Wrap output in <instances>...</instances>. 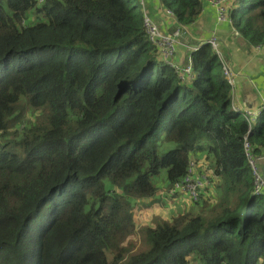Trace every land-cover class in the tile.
Returning a JSON list of instances; mask_svg holds the SVG:
<instances>
[{
	"label": "trees",
	"instance_id": "1",
	"mask_svg": "<svg viewBox=\"0 0 264 264\" xmlns=\"http://www.w3.org/2000/svg\"><path fill=\"white\" fill-rule=\"evenodd\" d=\"M159 2L185 27L205 5ZM230 19L264 49V0H230ZM143 20L141 0H0V264H264L245 147L264 155V110L256 123L232 110L209 45L182 82ZM24 106L35 115L14 138ZM194 160L212 216L166 218L141 250L135 206L161 205L157 181L174 190Z\"/></svg>",
	"mask_w": 264,
	"mask_h": 264
},
{
	"label": "crops",
	"instance_id": "2",
	"mask_svg": "<svg viewBox=\"0 0 264 264\" xmlns=\"http://www.w3.org/2000/svg\"><path fill=\"white\" fill-rule=\"evenodd\" d=\"M143 15L150 16L164 33H173L180 27L183 36L180 39L177 62L182 66L192 65L191 56L202 45H209L211 36L219 40V54L222 62L231 66L235 87L232 110L259 112L264 107V49L256 48L240 37L239 32L231 28V19L226 23L217 22L216 13L210 3H204L202 14L192 27L178 24L164 13L159 0H143ZM145 11V13H144ZM203 168V162L200 163ZM258 167L264 175V155L258 158ZM179 198V197H176ZM215 200L214 193L211 197ZM184 208L182 201L165 200Z\"/></svg>",
	"mask_w": 264,
	"mask_h": 264
},
{
	"label": "built area",
	"instance_id": "3",
	"mask_svg": "<svg viewBox=\"0 0 264 264\" xmlns=\"http://www.w3.org/2000/svg\"><path fill=\"white\" fill-rule=\"evenodd\" d=\"M208 2L214 9L217 22L219 24L226 23L228 22V20H230V0H204V3ZM165 14L170 19H175V14L173 11L166 10ZM143 22L145 35L151 45L156 49L159 60H161L172 70H174L178 74V77L182 82L193 80L194 72L192 65L182 66L176 60L180 39L183 36V28L180 27L173 33H164L153 20L147 17V15H144ZM208 44L221 60L222 57L219 54V40L217 36L212 35L208 41ZM222 64L224 78L227 81L228 85L233 89V99L235 96L234 73L232 68L227 66L226 63L222 62ZM234 112L238 115L243 114L246 119H249L250 123H256L259 120L260 114L256 112ZM245 147L247 163L252 171V175L254 178V196L260 198L264 196V175L261 173L258 167V159L254 157L251 146L249 144H246ZM206 184L207 178L203 175L198 174V172L196 171V164L191 163L188 175L180 184L176 185L175 189L171 191V194L174 195L176 192H185L188 194L191 200L198 201L200 199V191L203 187H205Z\"/></svg>",
	"mask_w": 264,
	"mask_h": 264
},
{
	"label": "rangeland",
	"instance_id": "4",
	"mask_svg": "<svg viewBox=\"0 0 264 264\" xmlns=\"http://www.w3.org/2000/svg\"><path fill=\"white\" fill-rule=\"evenodd\" d=\"M142 1L143 0H141V4L143 6ZM139 13L142 14L141 9ZM147 17L151 19L150 16H147ZM22 111L24 112V116H23L24 123L20 121L17 125V128L15 127V129L13 130L14 132H16V135L14 138H19V137H20L19 139L22 138L21 134H22V129L24 127V124L27 125L29 123L28 121L32 120V118L35 115V113L31 111L29 108H27V106L26 107L24 106ZM39 115L40 114H37V116ZM200 167H202L201 164L198 166V168ZM157 186H159L158 195L165 196V199L163 198V201H162L164 205H162V203L161 205L157 204V202L147 199L144 202L139 201V203L135 206L134 211H133L134 221L137 226L136 239L139 242L138 247H140V249L144 251L147 249V246L144 241V234H145V230L148 227H153L156 224H158L160 221H163L164 219L169 218V217H170V220L172 218L174 219L175 217L180 216V214L181 215L202 216L204 218H208L212 216L210 207H205L202 204H199V205L194 204L192 201L189 200V197L187 195H181L179 198H172V197L167 196V194L163 192L165 191L163 178L157 181ZM165 200L182 201L184 208H181V206L179 205H174L171 202H169L166 205ZM145 202L147 203L152 202L153 204L147 206Z\"/></svg>",
	"mask_w": 264,
	"mask_h": 264
},
{
	"label": "clouds",
	"instance_id": "5",
	"mask_svg": "<svg viewBox=\"0 0 264 264\" xmlns=\"http://www.w3.org/2000/svg\"><path fill=\"white\" fill-rule=\"evenodd\" d=\"M231 87V86H230ZM232 88V87H231ZM232 93H233V89H232ZM264 110V108L262 109V110H260L259 112H257V113H259V114H261L260 112H262ZM234 111V110H233ZM258 159V158H257ZM201 162H203V168L202 167H200V168H198V166L200 165V163ZM201 162H197L196 160H194L193 162H191V163H195L196 164V171L198 172V174H200V175H203V176H205L206 178H207V184L205 185V187H210L211 186V184H210V182H209V178H210V172L209 171H205L206 170V168H207V164H206V162L204 161V160H201ZM191 165V164H190ZM189 168H190V166H189ZM188 172H189V169H188ZM188 175V174H187ZM186 178V177H185ZM184 178V179H185ZM183 179V180H184ZM205 187H203V188H205ZM201 189V191L200 192H202V190H204V189ZM172 191V190H171ZM171 191H169V192H166V194H167V196H169V197H172V198H176V197H180L181 195H187L188 196V194L187 193H185V192H176L174 195H172L171 194ZM200 196H201V193H200ZM189 197V196H188ZM255 197V196H254ZM255 198H257V197H255ZM189 200L190 201H192L194 204L196 203V202H198V201H193V200H191L190 198H189Z\"/></svg>",
	"mask_w": 264,
	"mask_h": 264
}]
</instances>
